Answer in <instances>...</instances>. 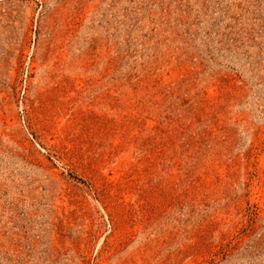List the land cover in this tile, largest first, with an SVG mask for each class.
<instances>
[{"label": "rangeland", "instance_id": "rangeland-1", "mask_svg": "<svg viewBox=\"0 0 264 264\" xmlns=\"http://www.w3.org/2000/svg\"><path fill=\"white\" fill-rule=\"evenodd\" d=\"M0 264H264V0H0Z\"/></svg>", "mask_w": 264, "mask_h": 264}]
</instances>
